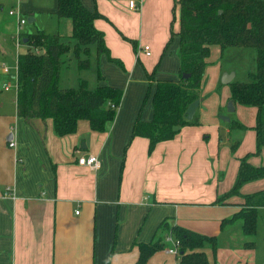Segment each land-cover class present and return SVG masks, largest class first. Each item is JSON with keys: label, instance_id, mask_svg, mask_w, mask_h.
I'll list each match as a JSON object with an SVG mask.
<instances>
[{"label": "crops", "instance_id": "1", "mask_svg": "<svg viewBox=\"0 0 264 264\" xmlns=\"http://www.w3.org/2000/svg\"><path fill=\"white\" fill-rule=\"evenodd\" d=\"M39 1L48 7L56 26L55 31L48 33L70 36L71 22L59 18L57 0ZM81 1L106 17L96 19L95 26L104 32L111 57L121 60L124 67L111 61L107 54L97 58L93 49L87 70L92 69L95 60L103 78L97 77L91 85L89 77L81 75L87 70L79 69L75 83L79 85L80 79H85L90 88L105 84L125 88L123 101L115 120L104 132L94 131L89 121L80 120L76 133L58 136L52 118L19 116L17 95L12 108L0 100V264H139L137 243L151 242L159 235L166 237L168 232L159 231L163 221L220 237L235 223L223 225V221L241 209L240 196L223 203L215 201L233 187L240 159L252 151L233 157L230 141L222 143L220 139L219 121L207 111H199L205 98L196 111L200 124L183 127L174 139L158 143L151 154L149 139L133 137L139 117L144 121L153 118L151 97L158 82L180 77L178 37L174 39L178 43L177 56L171 54L176 58L170 65H163L168 60L164 50L171 38L169 28L179 0H143L140 10L131 9L129 0ZM3 6L0 2L2 11ZM30 6L25 7L24 13L30 12V24H36L39 17ZM176 16L174 31L178 32V9ZM37 28L21 33L23 41L26 33L45 31ZM17 33L16 29L0 32L1 59L9 56L17 61L19 54L25 52L16 44L17 54L13 53L12 41L17 40ZM129 40L136 41L137 50ZM24 46L27 50L28 46ZM145 46L149 47V54L144 51ZM214 51L222 49L212 46L208 63ZM208 71L207 65L205 76ZM220 72L216 70V78ZM222 98L225 107L231 100V90ZM239 105H235V111ZM254 111L257 113L256 108ZM255 123L256 120L252 127ZM208 134L210 137L205 138ZM11 140L15 147L9 146ZM89 155L98 157L99 169L91 170L79 163L81 157ZM250 161L256 166L264 164ZM9 186L14 188L16 198L4 196ZM262 189L264 180L242 194ZM261 208L264 206L258 210ZM237 234L243 241L241 252L252 253L254 247L247 248L245 243L254 241L255 235L246 236L241 222ZM234 236L231 233L236 240ZM169 247L171 244L167 243L145 264H177L178 256L170 253ZM206 254L210 259L207 251ZM239 255L234 249L231 264H248Z\"/></svg>", "mask_w": 264, "mask_h": 264}, {"label": "trees", "instance_id": "2", "mask_svg": "<svg viewBox=\"0 0 264 264\" xmlns=\"http://www.w3.org/2000/svg\"><path fill=\"white\" fill-rule=\"evenodd\" d=\"M57 4L59 18L71 22V34L65 36L38 31L25 35L28 48L19 54L17 60L18 114L25 119L52 118L58 136L76 133L80 120L89 121L94 131L104 132L116 118L124 91L107 84L90 88L85 79H80L78 87L64 88L59 84L60 70L72 52L79 69H89L94 48L97 58L107 54L121 67H124L123 62L111 57L104 32L95 26L96 19L106 18L103 14L97 9H88L81 0H57ZM177 9L180 30L175 32L173 25ZM175 37L179 38L180 77L178 80L158 82L152 99L153 118L144 121L139 117L133 128V137L149 139L151 154L158 143L174 139L183 127L199 125L198 113L188 120L186 111L194 101L203 99L200 89L211 47L218 45L222 52L231 47L254 48L257 66L256 71L249 74L250 81H232L229 86L234 105L257 110L256 123L252 127L256 132L257 150L240 159L233 187L215 201V204L223 203L240 196L243 199L239 204L241 209L224 220L223 225L240 219L243 233L252 237L257 232L258 208L264 206V189L246 195L241 189L247 182L264 178V164L256 166L250 161V157L260 154L264 147V0H179L174 7L171 38L164 53ZM129 41L137 50L136 41ZM155 73L156 70L150 76ZM98 78H103L100 70ZM230 128L244 129L246 126L231 120ZM236 146L234 144L232 149ZM159 229L162 232L171 231L180 241L177 264H211L204 249L209 246L215 252L217 236L205 235L180 225L171 226L167 221H163ZM254 244V241H248L245 247L253 248ZM137 246L138 263L145 264L155 253L165 249L167 243L165 237L159 235L157 239L137 243Z\"/></svg>", "mask_w": 264, "mask_h": 264}, {"label": "rangeland", "instance_id": "3", "mask_svg": "<svg viewBox=\"0 0 264 264\" xmlns=\"http://www.w3.org/2000/svg\"><path fill=\"white\" fill-rule=\"evenodd\" d=\"M19 1L0 0V2L4 4V10L2 11L0 9V32L11 33L12 29H16V33L18 31V33L20 32L24 34L25 31L38 29L37 27H40V30L41 28H43L42 30L45 29L47 33L55 31L56 28L54 27L56 26L48 10V7L43 1L34 0L33 3H31V0H22L21 2ZM31 4L32 9L36 11L37 16L39 17V20L36 24L29 23L28 19L30 16V12L24 13V11H27L25 7H31ZM10 11H19L22 13L23 17L27 19V23L21 29H19L18 23H16L15 16L13 17L9 15ZM174 23L175 24L173 25V28H175L177 25V22ZM171 29L172 24L170 25L169 30L171 31ZM12 42H14L13 47L15 48L13 50V53L14 55H16V44L18 46V42L16 39H13ZM24 45V42L21 43V51L26 52V47ZM177 47V40H173L165 53V56L168 60L165 61L163 65H170L171 63L169 62H171L173 58H176L175 55L177 56ZM94 50L96 49L94 48ZM72 53L66 57V63L68 64L64 63L60 70L61 85L63 87H69V85L71 84H73L71 86L78 87L77 82L75 83V80L80 74L81 70L79 71L77 60ZM171 54L175 55L171 56ZM4 66L11 68V71L15 73L17 61L10 58L9 56L5 59L0 58V73L3 72ZM256 66V50L254 48L231 47L224 50V52L214 51V56L208 63L209 71L207 72V75L202 82L203 85H201L200 89L201 96L205 98V102L201 105L199 111L205 110L208 112L210 117L214 116L211 117L212 119H217L219 121V124L221 125V129L219 130L220 139L222 143L230 141L231 152L233 154V157L235 158L242 157L248 151L255 152L257 150L256 135L254 129L252 128V125L256 120V113L254 111L255 108L244 105H239L235 112H229L228 104L225 107L221 104V102L223 101L222 97L224 96L225 92H230L229 84H224L222 82V77L224 73H234L235 77L233 81L248 82L250 81L249 74L256 71ZM118 68L124 71V69L120 66H118ZM217 69H220L221 71L219 78H216ZM83 74H86L90 79L91 85H94L98 77V63L94 60L92 69L81 71V75ZM3 82H7L13 87L10 91H4L3 89H0V100H3V102H5V106L7 108H12L14 105L12 101H16L17 95L14 76H5L3 74H0V84H3ZM122 90H124L125 92V88H123ZM147 101H149L151 104L150 99H147ZM228 112L231 113V116H228ZM222 116L231 117V120H237L241 122L246 126V128L231 129V122L223 120ZM228 128L231 129L230 132L227 131ZM209 135L210 134H208V136ZM234 144H237L236 149H232V146ZM250 159H252V161L253 159H255L260 163L264 162V147L262 148L260 154H253ZM261 180H264V178L245 183L241 189V192H246L248 190H251L252 187L258 186ZM240 222L242 223V220H236L234 225L229 228L228 233L226 232L224 236L217 237V249L215 252L209 246L205 248L207 249L206 251L210 256L209 260L211 264H231V258L234 249L239 251V258L248 262V264H264V208L258 210L257 232L252 238V240H254L255 242L253 248L254 250L252 253L241 252V249H244L242 245L243 241L242 238L240 239V237H237V228L238 226H240ZM231 233L236 234V236H234L236 240L231 238ZM232 241L237 242V245H233L231 243Z\"/></svg>", "mask_w": 264, "mask_h": 264}, {"label": "built area", "instance_id": "4", "mask_svg": "<svg viewBox=\"0 0 264 264\" xmlns=\"http://www.w3.org/2000/svg\"><path fill=\"white\" fill-rule=\"evenodd\" d=\"M142 2H143V0H129V7L131 9H133V10H140L141 9V6H142ZM10 14L17 17L19 29H21L27 23V19L25 17H23V15H22L21 12H19V11H17V12L10 11ZM17 42H18V46H20L21 43L24 42V41H22V34L20 32L17 34ZM144 51L147 54H149L150 53L149 47L148 46H145L144 47ZM3 73L4 74H7V75L14 76V79H15V82H16L15 87L18 90V80H17L18 64L16 66L15 73L12 72L11 71V68H9L7 66H4ZM12 87L13 86H11L8 83H4L3 84V89L4 90H10ZM111 106L113 108H115V105L111 104ZM15 145H16L15 141L14 140H11L10 143H9V146L10 147H15ZM79 163L82 164V165H85V166L89 167L91 170H97L101 166L100 160L98 159L97 156H94V155H89V156L81 157L79 159ZM4 196L5 197L16 198L14 188L13 187H10V186L7 187L6 191L4 192ZM77 213H79V212H77ZM165 241H166V243H170L171 244V247H169L168 251L170 253L175 254V255L178 256L179 248H180L181 243H180V241L178 239H176L174 237V235H173V233L171 231H169L166 234Z\"/></svg>", "mask_w": 264, "mask_h": 264}, {"label": "water", "instance_id": "5", "mask_svg": "<svg viewBox=\"0 0 264 264\" xmlns=\"http://www.w3.org/2000/svg\"><path fill=\"white\" fill-rule=\"evenodd\" d=\"M28 21H29V23H31V22H33V19L30 17L28 19ZM26 42H27V38L24 40V43H26ZM184 76H186V75H184ZM234 77H235L234 73H224V75L222 77V82L224 84H229L233 81ZM200 104H201V99L196 100L192 104H190V106L188 107V109L186 111V118L188 120H192L194 118L197 109L200 107ZM228 111L229 112L235 111V105H234L232 100H230L228 103ZM222 119L226 120L228 122L230 121V117L222 116ZM10 139H11V137H10Z\"/></svg>", "mask_w": 264, "mask_h": 264}]
</instances>
